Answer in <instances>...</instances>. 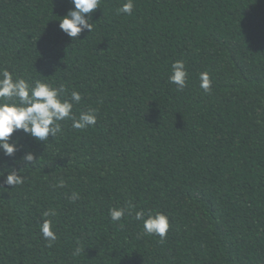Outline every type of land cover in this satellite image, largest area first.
Masks as SVG:
<instances>
[{
	"label": "trees",
	"instance_id": "1",
	"mask_svg": "<svg viewBox=\"0 0 264 264\" xmlns=\"http://www.w3.org/2000/svg\"><path fill=\"white\" fill-rule=\"evenodd\" d=\"M0 264H264V0H0Z\"/></svg>",
	"mask_w": 264,
	"mask_h": 264
}]
</instances>
